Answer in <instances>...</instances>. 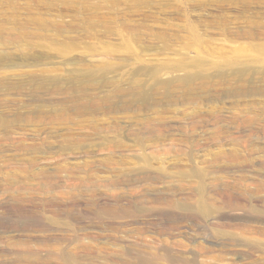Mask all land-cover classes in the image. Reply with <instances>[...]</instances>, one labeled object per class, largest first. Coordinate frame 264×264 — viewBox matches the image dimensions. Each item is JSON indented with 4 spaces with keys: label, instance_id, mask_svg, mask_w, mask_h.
<instances>
[{
    "label": "rangeland",
    "instance_id": "obj_1",
    "mask_svg": "<svg viewBox=\"0 0 264 264\" xmlns=\"http://www.w3.org/2000/svg\"><path fill=\"white\" fill-rule=\"evenodd\" d=\"M74 263L264 264V0H0V264Z\"/></svg>",
    "mask_w": 264,
    "mask_h": 264
},
{
    "label": "bare ground",
    "instance_id": "obj_2",
    "mask_svg": "<svg viewBox=\"0 0 264 264\" xmlns=\"http://www.w3.org/2000/svg\"><path fill=\"white\" fill-rule=\"evenodd\" d=\"M201 208V210H203V212H205V213H209V210H208V207H207V205L206 204H204V203H201L200 205H199V209ZM200 213V212H199ZM72 260V259H71ZM74 260V259H73ZM75 261V263H76V260H74ZM74 263V264H75ZM78 264V263H77Z\"/></svg>",
    "mask_w": 264,
    "mask_h": 264
}]
</instances>
